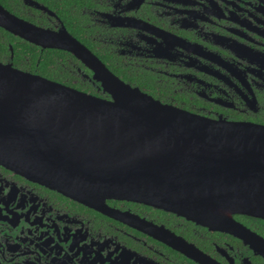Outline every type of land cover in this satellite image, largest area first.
<instances>
[{
  "label": "flooded vegetation",
  "instance_id": "af4514ba",
  "mask_svg": "<svg viewBox=\"0 0 264 264\" xmlns=\"http://www.w3.org/2000/svg\"><path fill=\"white\" fill-rule=\"evenodd\" d=\"M0 4L37 26L66 27L116 76L164 103L264 126V0ZM71 54L74 61L66 56L62 62L64 72L109 97ZM0 61L42 75L12 44L8 53L0 51ZM107 205L113 215L0 165V264H203L171 245L183 244L180 238L189 253L210 264H264L262 217L234 215L252 232L249 242L149 204L109 198Z\"/></svg>",
  "mask_w": 264,
  "mask_h": 264
},
{
  "label": "water",
  "instance_id": "95a60500",
  "mask_svg": "<svg viewBox=\"0 0 264 264\" xmlns=\"http://www.w3.org/2000/svg\"><path fill=\"white\" fill-rule=\"evenodd\" d=\"M0 26L73 53L109 96L0 61V165L104 213L113 215L109 198L131 200L252 242L234 215L264 218L263 125L164 103L116 76L64 26H37L1 4ZM183 244L171 245L210 264Z\"/></svg>",
  "mask_w": 264,
  "mask_h": 264
},
{
  "label": "trees",
  "instance_id": "16d2710c",
  "mask_svg": "<svg viewBox=\"0 0 264 264\" xmlns=\"http://www.w3.org/2000/svg\"><path fill=\"white\" fill-rule=\"evenodd\" d=\"M9 44L14 46L15 51L19 53L20 57L23 55L30 57L29 66L32 67L31 69H35L42 75L51 79L65 82L69 85L75 86L85 91H90L94 94H99L92 86L87 85V83L79 80V78L74 76L73 73L64 72L62 62H64L65 57L70 56L74 61V57L68 51L59 49H45L41 51L40 47L15 37L11 33L0 28L1 53L9 52ZM103 60L108 63L106 58L103 57ZM38 61L39 64H37ZM74 80H78V82L75 83Z\"/></svg>",
  "mask_w": 264,
  "mask_h": 264
}]
</instances>
